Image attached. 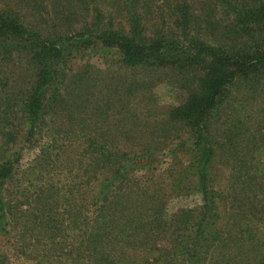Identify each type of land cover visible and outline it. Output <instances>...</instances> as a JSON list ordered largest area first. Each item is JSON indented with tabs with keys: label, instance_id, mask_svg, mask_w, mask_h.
<instances>
[{
	"label": "trees",
	"instance_id": "trees-1",
	"mask_svg": "<svg viewBox=\"0 0 264 264\" xmlns=\"http://www.w3.org/2000/svg\"><path fill=\"white\" fill-rule=\"evenodd\" d=\"M160 1L153 11L156 21L147 25L145 15L158 0H0V235L20 221V241L39 234L52 239L50 255L40 250L38 264H56L52 258L59 255L73 264H220L223 259L231 264L236 251L253 256L252 264H264V242H253L251 232L244 235L245 228L254 227L249 216H264V169L252 164L256 144L255 138L246 139L251 122L245 109L248 99L264 93L258 91L262 83L253 82L264 79V0H214L219 18L210 0L200 15L194 7L202 3ZM109 4L115 14L106 10ZM90 47L115 52L126 66L168 68L186 100L167 111L166 130L153 144L136 147L116 146L128 141L124 132L93 133L96 143L89 125L73 117L78 137L87 143L73 167L82 171L81 179L60 187L27 182L34 191L22 190L14 183L20 159L14 147L17 119L25 126L24 145H38L41 152L35 164L67 158L52 126L49 143L39 142L48 117L87 97L91 77L74 72L72 60ZM262 118L264 126V112ZM180 132L188 140L166 150ZM178 150L190 154L186 165L174 158ZM163 152L174 158L166 169L159 168ZM85 155L87 165L80 161ZM225 161L242 186L230 193L217 185ZM27 175L41 177L34 168ZM81 190L88 192L87 200L76 196ZM250 192L253 200L260 193V212L250 203ZM193 193L200 196L197 206L165 216L171 198ZM91 208L90 217L82 216ZM29 217L33 228L26 226ZM56 223L72 227L74 239L68 242L69 234L56 241ZM8 262L0 250V264Z\"/></svg>",
	"mask_w": 264,
	"mask_h": 264
},
{
	"label": "rangeland",
	"instance_id": "rangeland-1",
	"mask_svg": "<svg viewBox=\"0 0 264 264\" xmlns=\"http://www.w3.org/2000/svg\"><path fill=\"white\" fill-rule=\"evenodd\" d=\"M192 1L202 3L194 7L197 15H200L203 6H205V2L208 0ZM210 1L215 4L214 0ZM159 4H161L160 0H158V3L154 2L152 5V14L145 15L149 22L147 25H152L156 21L153 16V11H157ZM105 8L106 10H111L113 12L115 6L109 4L106 5ZM164 9L165 8H163V11H165ZM215 11V18H219L220 11L218 10L217 5L215 6ZM113 14L115 13L113 12ZM201 16L204 17L203 15ZM121 20L125 25L123 18ZM72 69L74 72H83L91 77L87 97L84 96L83 98L73 99L79 101L78 103L75 102L77 103L76 106H66V108L56 117H48L45 124L47 130L43 131L40 138L41 141L39 142L43 145L49 143L51 135L54 134V132L50 130V127L52 126L54 131L58 132L57 146H61V148L65 150V153L63 154H69L67 158L62 156L57 161H51L52 158H50L48 162H38V164H35V161H37L41 152L38 149V145H36V147H28V145H24V139L22 138L25 126L23 121L20 120L18 122L17 119V128L20 130V134L15 141L16 145L14 144V147L20 149V159L17 164L18 169L16 180L18 181H15L14 183L17 184L18 188H22V190L27 187L30 193L31 191H34V188L31 187L33 190L30 189V185L28 186L27 182L32 184L31 186L40 182L41 184L53 183L60 187L67 184L72 185L73 182L75 183L78 179H81L82 171H76L73 167L78 165V162H76V160L78 161L77 158H79L78 153L82 151L87 143L84 138L78 137L80 135V127L75 126L76 124L73 122V117L76 116L78 120H82L89 125V127H87L91 133L89 135L93 137V140L96 143L99 141L94 139L93 133L120 132L122 134L124 132L127 134L129 133V136L127 137L128 141L122 139L119 144H116V146H121L122 148L127 146L136 147L148 142L153 144L155 142V136L161 135L162 131L166 130L165 125H168L167 111L173 107L182 105L186 100L185 91L177 86L175 83L176 81L169 74L168 68L126 66L121 62L119 56L115 52L103 54L97 49L90 47L89 49L80 51L75 55L72 60ZM253 82H255L256 86H259L261 83L264 86V79L260 76L259 78H255ZM249 85L250 83H242L240 86ZM260 90H264V88H262V86L261 88H258L259 93ZM242 91L246 92V90ZM260 95L261 98L258 97L255 100L248 99V102H245V109L248 111V116L250 117L251 122L248 128L249 135L246 136V139H250L251 136V140L253 141L255 138L256 146L254 147L255 150L253 157L250 158L253 161L252 164L254 163V167L257 170L264 169V126H261L263 124L262 114L264 112V93ZM69 116L72 118H69ZM118 120H121V124ZM258 130L260 131L258 132ZM170 132L174 134L173 130ZM187 140L188 137L180 132L178 137H171V140L165 145L167 148H165L166 150L170 147L173 148L178 146L180 142H186ZM189 147L190 145L188 143L186 149ZM159 156L161 161L159 165L160 169L168 168L169 164L173 163L174 158L180 160L185 165L190 158V154L183 150H178L174 158L172 154L164 152L159 154ZM80 161L87 165L90 159L85 155L80 157ZM225 162L222 163L223 166L219 167L218 174L220 175L217 179V185H221L222 190L227 192H231L232 189L235 191L238 188H242V186L239 185L240 183L238 180H234L235 173L229 171V162ZM82 165L83 164H81V166ZM32 168H34L35 171H38V174L41 176L39 180H34L36 178L27 175L29 169ZM84 168L85 165L82 166V170H84ZM231 184L236 185L231 186ZM21 193L29 194L26 190ZM249 194L252 198V193L250 192ZM79 195L84 196L85 200L89 198L86 190H81L79 194H76V196ZM260 196L261 195L258 192L257 198L255 200L252 198V201L250 202L256 209V212H260L261 210ZM199 203L200 196L197 193L185 197H173L169 200L166 207L165 216L168 218L178 209L193 208ZM91 210L92 208L84 210L82 216L90 217ZM14 213L18 221L20 217L19 213L16 209ZM254 216L248 217L249 225L254 227L250 229L245 228L244 235L248 237L251 232L253 242H264V232L260 229L261 227L264 228V216ZM31 221L32 219L30 217L27 218V228H33L34 225L31 224ZM19 223L20 221L17 223V227L13 229L8 228V233L0 235V250H2L3 253H6L9 260L8 264H38L37 260L39 256H41V254L44 255L40 250L45 249L47 254L49 253L50 255V243L52 242V239L46 238L44 234H39L38 237L33 235L31 239L24 237L22 241H20L18 235L22 232V225ZM56 226L57 229L54 231L56 241L59 240L60 236L65 238V235L69 234L67 241L70 242L72 238L74 239L76 232L72 227L64 229L67 225H59L57 223ZM58 229H62L65 232L63 231L60 233ZM224 229L226 233L230 232V227H224ZM256 230L259 233H255L254 231ZM43 246H45V248ZM259 248L260 246L256 249H251V251L255 253ZM261 249H264V247L261 246ZM59 251L60 250L58 249L54 252L60 254ZM62 251H65V248H63ZM241 252L242 251H236L235 254H233L234 256H230V258L233 257L230 260V262H232L231 264H252L254 261L253 256L250 254L245 255ZM57 257L59 258H52L56 264H73L70 261L71 257L69 256L59 255ZM225 262L226 260L223 259L220 264H224Z\"/></svg>",
	"mask_w": 264,
	"mask_h": 264
}]
</instances>
